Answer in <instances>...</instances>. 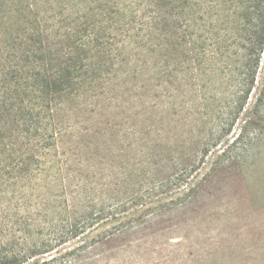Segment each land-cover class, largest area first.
Here are the masks:
<instances>
[{"label":"trees","instance_id":"1","mask_svg":"<svg viewBox=\"0 0 264 264\" xmlns=\"http://www.w3.org/2000/svg\"><path fill=\"white\" fill-rule=\"evenodd\" d=\"M65 9L54 38L36 26L0 40V264H72L133 219L98 177L102 154L65 148L73 127L66 108L105 96L120 71L127 83L140 56L170 103L186 109L185 85L199 86L206 107L211 74L229 70L233 55L234 121L264 56V0H68ZM195 167H183L175 184Z\"/></svg>","mask_w":264,"mask_h":264},{"label":"rangeland","instance_id":"2","mask_svg":"<svg viewBox=\"0 0 264 264\" xmlns=\"http://www.w3.org/2000/svg\"><path fill=\"white\" fill-rule=\"evenodd\" d=\"M67 4L0 0V40L36 26L56 35L64 24L58 12L72 10L65 9ZM234 59L231 55L229 70L211 74L206 107L200 105L199 86L192 91L185 85L186 109L170 103L153 88L156 82L140 56L127 83L120 71L106 85V97L66 108L69 115L63 117L73 124V135L65 148L102 154L106 167L98 177L110 188L109 200L119 196L126 203L121 214L133 218L123 232L83 248L72 264H264V56L233 121ZM222 128L228 133L217 139ZM190 164L197 167L175 184V176ZM88 235L87 242L96 237ZM79 243L74 239L63 247Z\"/></svg>","mask_w":264,"mask_h":264}]
</instances>
